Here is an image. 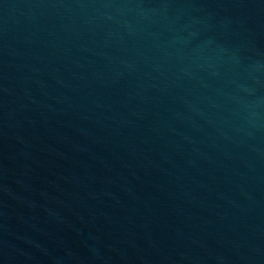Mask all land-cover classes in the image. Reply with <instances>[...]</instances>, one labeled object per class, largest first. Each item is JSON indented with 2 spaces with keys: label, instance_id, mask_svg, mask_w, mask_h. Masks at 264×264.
<instances>
[{
  "label": "water",
  "instance_id": "1",
  "mask_svg": "<svg viewBox=\"0 0 264 264\" xmlns=\"http://www.w3.org/2000/svg\"><path fill=\"white\" fill-rule=\"evenodd\" d=\"M0 264H264V0H0Z\"/></svg>",
  "mask_w": 264,
  "mask_h": 264
}]
</instances>
